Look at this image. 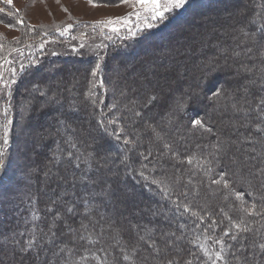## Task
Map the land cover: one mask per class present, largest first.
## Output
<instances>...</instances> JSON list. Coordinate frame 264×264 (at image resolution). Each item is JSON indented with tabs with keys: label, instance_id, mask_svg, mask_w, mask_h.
<instances>
[{
	"label": "trees",
	"instance_id": "trees-1",
	"mask_svg": "<svg viewBox=\"0 0 264 264\" xmlns=\"http://www.w3.org/2000/svg\"><path fill=\"white\" fill-rule=\"evenodd\" d=\"M246 1H251L249 7H243L240 4L241 0H190L176 15L161 22L154 29L144 30L143 33L135 37L131 36L129 39L125 37L121 39V43L117 41V38L106 42L105 57L101 65L104 67V70L102 69L103 72H106L107 69H110L111 72L114 71L112 63L110 62V65L107 63L108 61L115 60L114 58H116V56L114 54V49H119L120 53H124V56L129 58V62H138L142 65L148 63L152 58H155L160 62L157 67H161L165 64L167 65L168 63L173 64L177 62V60H183L185 58L186 51L183 50V52H180V45L182 44L179 43H181L182 40L187 41V44L184 43V45H187V50L189 51L190 49L193 50L192 48L194 45L201 44L200 42L202 39H204L205 44H207L209 42L208 40H210V36L213 38L219 36L221 38L219 45L229 46L232 48V52H235L232 56L231 54L228 56H212L211 59H209L210 62L206 64H199L197 61L194 62L195 58L190 55L188 56V60L192 62L193 66L191 65L188 69V79L185 78L189 81L185 86L186 88H182L181 92H179L180 88H178L176 92L167 94V103H163L153 110V113L156 114L154 117L155 121H161L160 123L164 124V126L160 124L162 135L158 138L160 140H158L159 142L154 141V148H149L147 143L137 142L139 130L142 128L144 122L138 119L137 116H134L133 111H129V109H133L134 111L142 112L145 108L141 107V105L145 97L152 93L151 91H143L140 87L141 90L138 89L136 93L131 92L129 94L125 91L124 95L116 97V103H113L110 100L106 102L104 100L101 101L99 90L92 86L93 83L96 85L98 76L94 77L90 82L87 77L81 76V80L83 78V83L79 86L77 92H79V94L82 93V95L76 97L69 91H62L61 86L63 84H56V76L61 77L67 71L64 63L67 64L71 60L78 59L81 63L80 59L85 58L84 60L86 62L82 59L84 65L77 64L78 66H82L87 72L97 61L94 55L77 57L76 54L74 55L68 52L62 60L65 62H62L63 64H61L59 68L53 65L54 56L42 57V61H38V64L32 65L27 69L25 68L23 73L26 74H23L21 78L24 79L27 76L35 77L39 75L42 77L41 82L36 83L33 78L28 79L27 77V82L23 84V87H21V84L18 86L19 89L29 88L32 94L36 93L34 88H39L46 92L45 96H49L50 91L47 88L54 89L56 92L60 91L54 95L55 98L51 97L49 101H53L48 103V106L42 104L45 96L40 95L41 98H37L32 104L33 107L31 111L29 110V113L26 111L24 119L22 118V122H26L27 126H35L37 124L36 117L39 116L40 119L41 117L43 118L45 116L43 112L48 110L47 107H57V99H59L62 104H70V102H73L76 108L73 110V118H75V115L77 117L81 112L85 120L87 119L86 122L88 124L96 127L101 125L104 129L100 134L104 136L105 142L99 141L93 143L91 141L90 146H93V149L103 150L106 149L107 146H111L116 152L120 154L126 153L128 155L126 161L129 163V166L132 167V170L130 169L131 175L126 176V178L129 176V178L125 179L124 183L120 182L118 178L115 179L111 185L112 195L110 197L108 196V198L114 196L115 200L111 203L106 201L110 203L111 209H119V211H121L122 216L119 219L121 226L127 227L130 223L135 224L133 218H136V223L140 225L148 224L147 221L150 219L144 213L145 210L138 211L135 209V205L139 203L142 205L143 209H146L149 206V200L145 198L133 199L128 192L127 187H129V185L133 187L136 186V181L132 177L133 171L136 177H141L142 179H140L143 183L142 189L140 188L141 196H148L151 191L150 188H152V191L157 195L155 198H161L163 202L167 201L168 198H175V207L181 209V211H179L180 213H178L177 209L168 202V207L170 208L168 212L159 213L157 217L160 216L161 220H165L171 219L174 216H180V222L186 224L185 228H181L180 233L186 235V240L189 238V234H191L190 236H196V238L202 237L204 240V238H206L205 235H207L204 231L205 229L211 236H217V234L221 235L220 243H216L218 249H213V247L211 251H208L209 256L206 258L205 254L198 250L200 241H191V243L190 241H185L188 242L189 245L187 253H181V250H177V253H174L173 248L168 251L165 246L166 239H176V236L165 235L173 233H171L167 227L163 226V222L160 223L161 228L156 226H152L151 228L154 229L155 227V236L153 240L155 241V245L160 247L158 250L165 249L167 252L165 251L166 253L163 252L160 255H156L153 253L154 251L147 246V243L139 241L136 252L131 253V258L127 261L121 258V254L115 247L108 244L106 239L97 238V232L101 233V227L97 229L99 220H96L94 223L96 225L95 228L91 230L88 229V231H81V234L85 237L83 240L76 238L74 235L69 237V235L65 236L64 234H56L57 236L55 235L51 238L48 233V225L50 224V220L48 219L52 217L54 213H49L47 208L56 197H52L51 199L43 195L42 191L44 190V186L42 187L38 178V171L41 170L40 158H35L32 163L27 165L26 159L28 158V154L31 156L32 153L36 151V148L40 147H44L47 150L50 149V147L55 148V154L60 158L57 163L68 161L70 164L72 160L74 162L72 171L75 174H81L86 164H88V167L95 168L100 159L93 154L91 148L83 146L88 139V134H91L84 129V126H80L82 131L75 137L72 136V131L67 128L69 126L66 124L64 125V133H66V135L69 134L70 141L76 144V148H72V150L69 149L68 144L63 142L58 135L53 134L51 131L52 128L48 127L47 129H42L39 126H35V131L28 132L24 137L22 131L20 132L19 136L22 139L21 141L32 139V142L26 148L25 152L19 153L18 157L15 158L16 164L14 159H8L7 157L5 163L8 164L3 169L4 172H2V176L0 177V249L3 245L6 246L5 253L0 256V264H22L23 259L29 260L30 262L35 261L38 255H46L50 249L57 248L62 242L63 247L65 242L70 243V249L68 248L69 250L61 251L58 252V255H54V259L60 258L56 260L54 264H159L158 259H162V257L165 258V256H168L170 253L176 255L181 253L182 256H184L182 264H184L186 260H191L192 264H217V262L218 264H258L257 259L259 256L264 257V245L260 246V244H257L259 240L264 238V199H261V197H264V167L260 165L258 167L260 168L259 170H252L245 163L251 160L250 155L253 151L255 152V146L259 147V160L260 158L263 159L264 148L259 146L261 144V139L259 138L256 144L252 143L251 146L247 147L239 139L234 137L238 135L236 133H239V131L240 134L244 133L245 130L254 131L255 128H249L250 126L253 127V122H251V120L248 118L246 119L247 127L244 126L245 129L236 128L234 130L236 132H230L229 126H222L219 122V117L222 116V112H218L220 109L229 112L234 108L237 110V116H242L239 113L256 106L255 100L258 99L260 94L264 93V84L261 85V83L239 92L237 91L238 89L235 83L230 84L231 82H225L223 84L221 81V76L226 74V72L224 73L226 64L231 58H234L233 60H239L241 64H243L242 61L245 62L244 65L252 62L254 65L261 66V58H257L260 45H258L254 38L246 37L244 33H250L258 26L259 28H264V0L257 3L254 2V0ZM223 5H226L227 8L230 7L233 13L225 15V8L222 7ZM192 9L198 10L197 14H200H198V16L190 15L189 12ZM254 15L258 16V21L253 23L247 21V24L243 25L242 22H244V19L250 20ZM191 18H194V20ZM179 20H181L179 24L171 27ZM211 20L215 21L219 27L224 30L216 34L214 29H212V31L207 29L206 26L202 27V23L211 22ZM208 30H210V34L206 35ZM55 33L56 32H51V34L57 35L58 38H69L68 35ZM171 33L172 35L167 38ZM78 35L79 33L76 34V36ZM118 36H120L119 33L116 34V37ZM148 36H153L149 38V42L146 44L141 42L142 39ZM137 41L141 43L136 44ZM160 46H162V48L159 50L155 49ZM210 47L212 48L213 45ZM173 53L179 54L177 57L173 58L171 56ZM205 53L207 52L203 54ZM57 57L59 58L61 56L58 55ZM47 66L51 69L53 68V72H44L42 75L38 73ZM35 70L39 71L35 72ZM136 70L140 71V75L135 77V80L139 82L144 79L146 73L142 67L139 69L137 66ZM197 71L204 72L205 76H196ZM155 75H157L155 79L153 81L149 80V83L158 87L159 92H162V88H165V86L169 84L165 80L167 77L170 79L172 78L173 84L176 83V85L185 81L184 78L180 80L177 75L174 74L173 76L171 72L164 73V71H160L159 68L155 72ZM165 76L167 77L165 78ZM142 77L143 79H138ZM205 80L210 81L207 87L197 86L198 84H202ZM139 83L142 84V81ZM221 85H224V94L218 99L215 98L216 101H212L214 98L209 97L212 96V92L215 90L213 86L219 87ZM117 86L120 89V84H116L112 86V88L115 89ZM89 90H91V96L86 95ZM118 92L120 91L118 90ZM203 92H206V96L202 95ZM162 95H164L163 92ZM241 97H243L242 102L240 100ZM178 100H183L186 105L183 111H175L176 102ZM108 102L112 104L111 111L106 110ZM203 102H205V104L202 105ZM213 102L215 103L217 112H215V108L208 107V105L213 104ZM114 105L115 107H113ZM80 106L87 107L88 112L87 110L83 111V108L81 109ZM184 112H188V115L185 117ZM116 115L120 116L119 119L121 121L128 123L127 125L125 124V126L126 128H130L131 136H129L128 139L130 143L126 144L121 140L125 135L111 128L113 125L110 127L111 131L104 128V123L109 122ZM126 115L130 117L126 118ZM193 119H202L205 128L201 129L194 127L191 123ZM22 122L20 123L19 121V126H21ZM207 128H211L212 131H206ZM49 134L52 135L48 136L50 138H44V136ZM117 134H119V136ZM133 139L135 141H133ZM164 144H168L169 147L165 148ZM139 150L142 152L139 153ZM66 151L73 152L75 156H80L81 161L84 162L81 163V161L75 160V156L71 158V160L66 156L63 157V153H66ZM89 153L92 154L91 157L88 156ZM234 156L235 158H233ZM52 158L53 156L47 157L50 161ZM114 160L119 161V163L123 162L119 159ZM76 163H81L79 169L75 167ZM257 164H259V162ZM64 168L65 167H60L58 169L61 178L67 182V187H64L63 192L66 191L71 193V196L74 198H77L82 192H87V195H96V192L101 189V186H103L106 181L107 175L105 173L96 174L90 172L87 177L98 180L99 183L92 184L87 180H80L78 182L77 180H72L71 183H68L69 181L66 180L67 176L65 175V170H63ZM208 169H211V171H207ZM141 173L143 175H141ZM220 173L225 174L223 179L229 182L232 190L243 193L244 199H237L234 194H229V190L223 189L222 184L215 185L211 183L212 179H221ZM16 175L23 176L22 179L24 180L16 179ZM57 181L56 179L55 182L58 183ZM152 181H156V183L154 184ZM156 187L166 194L165 197L167 200H164V195L160 194V191H158ZM117 192H123V195L118 197V194L113 195ZM249 193L252 195H249ZM226 195L228 197L227 199H225ZM206 198L211 204L204 203ZM249 201L255 204V208H253L254 210L251 213H248L244 209L245 207L251 208L248 207ZM57 207L61 206L57 205ZM185 207L189 210L186 211L187 214L184 216ZM218 207H221L225 213L229 215L227 216L230 220ZM88 208L90 209L91 216L95 209ZM78 212V209H76L77 215L79 214ZM193 213H196V215L194 216ZM79 215L83 218L86 217L85 212ZM69 220L71 223L66 220L67 225L74 227L75 221H73V219ZM213 221L216 223L213 224ZM197 224H199L200 227H196ZM64 225L65 222L60 221L58 222V227L54 230L61 233L62 229L65 227ZM209 225L212 226L209 227ZM224 227H227V231H223ZM107 230L108 229H106V231ZM224 232H227L228 235H234L235 237H229L230 239H227L225 238L226 236L223 235ZM239 237L242 241H237ZM234 238H236V241ZM145 239L147 242L149 241L147 236ZM29 240H31L36 247H34L30 253H22L20 251L21 245L27 247ZM48 241L49 243L47 244ZM136 241V235H125L124 238L121 239V244L125 242L131 244ZM176 242L178 243L180 241L176 239ZM192 251H194V255L190 254ZM215 251L216 253H220L222 258L216 259V262H213V254H216ZM48 260H44L41 264H53L51 262L52 260ZM35 264H38V262H35Z\"/></svg>",
	"mask_w": 264,
	"mask_h": 264
},
{
	"label": "rangeland",
	"instance_id": "rangeland-1",
	"mask_svg": "<svg viewBox=\"0 0 264 264\" xmlns=\"http://www.w3.org/2000/svg\"><path fill=\"white\" fill-rule=\"evenodd\" d=\"M190 0H188L189 2ZM261 0H254V2H260ZM97 6L92 7L91 5L88 4L87 0H60L59 3L56 2V0H12L11 4H7L6 0H0V43L4 44V48L0 50V72L3 73V82L4 84H9L11 80L14 78L16 80L15 84H12L11 87H4L0 85V124H3L5 122V115L3 114V107L5 105H11L9 112H8V117L13 120V125L10 127V139H9V144L5 146V156H4V165L3 167H0V177L2 176V172H4L5 166L8 164L5 163L7 157L8 159L12 158L14 159L18 157L19 153L25 152L26 148L30 145L32 142V139L29 140H23L20 138V132L22 131L23 137L31 131H35V126H39L40 128H52L51 131L53 134L58 135L60 139L63 140V142H66L68 144L69 149L72 150V148L69 146L68 141H70L69 134L66 135L64 133V125L66 124L67 128H69L70 131H72V136H77L79 135L80 131H82L80 128L85 127L84 129L89 131L91 134H88L87 136V141L83 145L84 147L91 148L93 151V154L96 155L100 161H98V165L95 168H91L90 166L88 167L86 164L85 168L83 167L81 174H75L73 173V164L74 162L71 160L70 164L68 161H62V162H53V158L50 160L47 159L48 156H54L56 153L55 148L50 147V149H45L44 147L36 148V151L32 153L30 156L28 154V158L26 159L27 165L29 163H32L35 158H40V163H41V170L38 171V178L42 184V187L44 186V190L42 191L43 195L46 197H49L52 199V197H56L60 195L61 192H63L64 187L66 186V181H64L63 178H61V174H59V168L60 167H65L63 170H65V175L66 180L69 181L68 183H71L73 180V177H87L90 172H94L96 174L98 173H105L106 176V181L103 184V187L107 188L109 185H112L115 179H119L120 182L124 183V180L129 178L131 175L132 167L129 166V163L126 161L128 155L125 154H120L119 152H116L111 146H107L106 149L103 150H97L93 149L90 146V142L92 141L93 143L96 142H105L104 136L100 134L101 131H103V127L101 125L99 126H91L88 124L83 117V115L78 114L74 116L73 118V110H75V106L73 102H70V104H62L59 99L56 103H58L57 107L49 108L47 107V111H44L43 114L45 116L41 119L39 116L36 117V125L32 126H27L26 122H22V118L24 119V115L26 114V111L29 113V110L31 111L33 107V103L39 99L40 92L36 91L35 94L30 93V89L28 88H21L19 89L18 86L21 84V87H23V84L27 82V77L33 78V80L38 83L41 82V76H27L24 79H21L23 77V72L25 68H30L32 65L38 64V61H42V57L45 56H54V64L56 65L54 67L59 68L61 67V64H63L62 61L63 58L65 57V54L72 53L76 54L77 57H85L86 55H94L97 58V61L99 59L100 64L102 65V60L105 57V44L109 40L112 39H118L120 43L122 42L121 39H129V37L137 36L140 33H143L144 30H149V29H154L157 25H159L161 22L166 21L167 19L171 18L172 16L176 15L180 10H176L172 13L166 14V19L163 21L157 19V20H151L150 19V14L143 12L142 9L137 7H132V3H122L121 0H95ZM243 7H249L251 4V1H246V0H241L240 3ZM225 9V15H228L232 10H230V7L227 8L226 5H223ZM242 7V8H243ZM67 8L68 11L65 12L62 9ZM140 11L141 15L138 17L136 15V12ZM11 13V15H9ZM258 16L254 15V17L250 20H245L243 25L247 24V21L250 23L258 21ZM112 20L111 24H106L104 21L106 20ZM249 19V18H248ZM17 21H22L21 23H17ZM152 24V27H147V24ZM215 23V24H213ZM11 25V27H9ZM68 25H71V27L68 28L67 32H64L62 35H68V39H63V38H58L57 35L51 34V32H56L58 34H61L63 29L67 27ZM202 27L206 26L207 29H214L215 33H221L223 28H220L219 25L215 22H205L204 24H201ZM200 26V25H199ZM31 29V30H29ZM115 29V31H113ZM210 30L207 31V34H210ZM213 31V30H212ZM135 32L136 35H132L131 33ZM225 32V31H224ZM55 33V34H56ZM76 36V34H78ZM119 33L120 36L116 37V34ZM254 34V39L260 45V50L257 52L258 56L257 58H261V66L254 65L252 62L250 64H245V62L242 61L243 64L240 63L239 60H233L234 58H231L227 64H226V69L224 70V73L221 76V81L224 84L225 82H231L230 84H236L237 85V91H244L248 87H252L253 85H258L261 83V85L264 84V28H259L256 27L252 32L249 33L248 37L253 38ZM263 34V35H262ZM50 35V36H49ZM205 35V34H204ZM219 37V36H218ZM213 38L210 36V40L207 44H205L204 39L200 42L201 44L194 45L192 48L193 50H187V41L182 40L180 45V52L186 51V56L183 60H177V62L170 64L168 63L167 65H163L161 67H157L160 62L159 60L152 58L151 60L148 61V63L142 65L139 64L138 62H129L128 57L124 55H118L115 60L108 61L107 63L110 65V62L113 65L114 71L111 72L110 69H107L106 72H103V68L101 66V69L98 73L97 81H96V86L95 88L99 90L101 94V101L104 100L105 102L107 100L112 101L113 103H116V97L118 96H123L121 93H131L134 92L136 93L138 89L142 88L144 90H148L153 92H156L159 94L160 99L155 102L154 104L150 105L148 108H145L142 110L141 115L138 117V119L143 120L142 128H140V132L137 136V142L141 143H147L149 148H154V141L159 142L160 140L157 138V136L153 133L152 129H156V132L159 133V138L162 135L161 131V125L164 126V124L155 121V116L156 114L153 113V110L155 108H158L161 106L163 103H167V94H170L172 92H176L178 88L179 92L182 91V88L185 89L186 84L189 82L186 79L189 77L188 75V69L192 64L191 61L188 60V56H193L194 62H199V64H206L207 62H210L209 59H211L212 56L215 55H223V56H228L231 54V56L235 53L232 52L231 47H227L226 45H219L221 42V38L219 37ZM207 38V37H206ZM213 38V39H212ZM212 39V40H211ZM224 39V38H223ZM222 39V40H223ZM213 47L211 48L210 46ZM156 45V44H155ZM167 50V49H166ZM165 50V51H166ZM148 52V51H147ZM204 52H207L203 54ZM179 54V53H178ZM178 54H171L173 58L177 57ZM61 57H57V56ZM102 57V59H100ZM187 57V58H186ZM84 62H86L82 58ZM78 60H71L67 64L64 63V66L66 68L65 74H63L61 77L56 76V84L58 85L63 84L61 86L62 91H69L70 93L73 94V96H79L82 95V93L79 94L77 92L79 90V86L82 85L83 83V78L81 80V76L87 77L88 81L90 82L94 77L90 75L91 69L86 72L82 66H78L77 63L83 64ZM96 61V62H97ZM126 61V62H125ZM176 61V60H175ZM95 62V63H96ZM106 63V64H107ZM120 63V64H119ZM124 63V64H123ZM126 63V64H125ZM196 64V63H195ZM21 65H24L23 68H21ZM84 65V64H83ZM95 64H93L94 66ZM138 66L139 69L145 70L144 72L146 75L142 78H138L139 80L142 81V84L139 83L141 81H136L135 77L140 75V71L136 70V67ZM92 66V67H93ZM160 69V71H164V73H173L177 75V77L182 80L184 78L185 81L182 83H179L176 85L173 84L172 78H168L165 76V80L167 83L165 88H162V92L165 95H162V92L158 91V87L153 86L149 83L150 81H153L155 79V72ZM195 68V66H194ZM14 69L16 71V76L12 77L11 71ZM103 69V70H102ZM53 68H49V66L44 67L40 73L41 75L46 73H51L53 72ZM102 70V71H101ZM106 70V69H105ZM151 72V73H150ZM21 73V74H20ZM150 73V74H149ZM196 73V72H195ZM26 74V73H25ZM24 74V75H25ZM150 75V76H149ZM142 76V75H141ZM196 76H201L204 77V72H198L196 73ZM186 78V79H185ZM202 79V78H201ZM174 80V79H173ZM145 83H144V82ZM164 81V80H163ZM80 82V83H79ZM113 84H111V83ZM115 83V84H114ZM149 83V85H148ZM152 83V82H151ZM116 84H120V89L118 86L113 89L112 86H115ZM153 84V83H152ZM166 84V83H164ZM173 84V85H172ZM182 84V85H181ZM175 85V86H174ZM223 89H224V85ZM98 87V88H97ZM140 87V88H139ZM93 88V89H95ZM49 92V96H45L43 100V105L48 106V103H51L49 101L52 98H55L54 95L56 92L54 89L47 88ZM118 90L120 92H118ZM141 90V89H140ZM233 91V89H232ZM236 91V90H235ZM177 94V93H176ZM167 95V96H166ZM203 96H206V92L202 93ZM243 97H241V102H242ZM264 99V93L260 94L258 96V99L255 100V105L254 107L241 112L242 116H237V113L234 108L231 109L229 112H225L224 110L220 109L218 112H222V116L219 117V122L221 123L222 126H229V131L230 132H236L234 131L236 128L237 129H245L247 127L246 125V119L248 118L253 122V127H249L251 129L255 128L254 131H246L244 133L240 134L237 132L235 138L239 139L245 146L249 147L251 146L252 143L256 144L257 139H261L260 141V147L264 148V104L261 103V100ZM216 101L215 98L212 99V101ZM21 101V102H20ZM56 101V100H55ZM68 102V101H67ZM69 103V102H68ZM26 104V105H25ZM107 109L108 111H111L112 109V104L110 102L107 103ZM205 104V102L202 103V105ZM53 105V104H52ZM166 105V104H165ZM215 108V103L208 105V107ZM22 107H24L26 110L22 113ZM81 109L87 110V107H82L80 106ZM52 109V110H51ZM20 110V111H19ZM88 112V110H87ZM249 112V113H248ZM113 113V112H112ZM111 114V113H110ZM188 115V112H184V117ZM127 116V117H126ZM124 117L128 118L130 116L126 115ZM112 117V116H111ZM119 115H116L114 118H112L113 123L106 122L104 123V128H107L108 130L111 131V128L116 130V132L121 133L122 135H125L123 139H121L123 142L125 140L129 139L130 134V128H126L125 124L127 125L128 123H125V121H121L119 119ZM125 118V119H126ZM244 120V121H243ZM19 121L20 123L22 122L21 126H19ZM60 121H63V124L60 123ZM72 122V123H71ZM71 123V124H70ZM103 123V122H102ZM161 124V125H160ZM71 125V126H70ZM88 125V126H87ZM113 125V127H111ZM63 126V127H62ZM107 126V127H106ZM245 126V127H244ZM111 127V128H110ZM21 129V130H20ZM50 133V132H49ZM152 133V134H151ZM51 134V133H50ZM46 135L44 138H50L48 136L52 135ZM84 134V133H83ZM82 134V135H83ZM142 138V140H141ZM75 140V139H74ZM140 140V141H139ZM159 140V141H158ZM263 140V141H262ZM133 141H135L133 139ZM250 141V142H249ZM248 143V144H247ZM49 144V143H48ZM134 144V143H133ZM165 145V144H164ZM248 150V149H247ZM252 150V149H251ZM250 151V150H248ZM253 151V150H252ZM142 151L139 150V153ZM259 147L255 146V152L250 155L251 160L247 163H245L250 169L254 170H259L258 168L260 165H263L264 167V158H260L259 160ZM67 151L66 153H63V157H67ZM56 155V154H55ZM144 157V156H143ZM68 158V157H67ZM235 158V156L233 157ZM114 159H119L120 161H123L119 163V161L114 160ZM125 160V161H124ZM259 162V164H257ZM17 162H15L16 164ZM14 164V163H12ZM11 164V165H12ZM257 164V165H256ZM75 170V169H74ZM243 172V171H242ZM47 174V175H46ZM129 175L127 178L126 176ZM132 177L136 181V186H130L128 188V192L131 194V197L133 199H139V198H145L146 200H149V206L146 209L142 208V205L139 203L135 205V209L138 211H143L145 210V214L150 218L147 222L150 228L152 226H156L161 228L160 223L163 224L164 227H167L171 233H174V237H181L178 241L176 242L175 238H167L165 246L167 247L168 251L171 250V248L174 249V253L178 250H181L182 252L187 253L189 249L188 242L185 241H200L198 250L199 252L202 251L205 254V257L207 258L209 256L208 251H211L212 248L215 249L218 246L216 244V240L218 239L220 241L221 235L217 234V236H211L210 234L207 233L206 229L204 230L207 235L204 240L201 238H196V236H190L186 240V235L180 233L181 228H185L186 224H182L180 222V216H174L171 219H160V216L157 217V214L159 213H167L168 210L170 209L168 207V202L173 205V207L176 206L175 203V198H167L165 197V193L157 188L158 191H160V194L164 195L163 198L164 200H167L163 202L161 198H155L157 195L155 194L154 191H152V188H150V193L148 196H141L140 193V188L142 189L143 183L141 177L138 178L134 175L132 171ZM143 177V176H142ZM23 176L16 175V179H22ZM144 178V177H143ZM261 178V177H259ZM258 178V179H259ZM263 178V177H262ZM56 179L58 180L56 183ZM131 179V178H130ZM141 179V180H140ZM80 180H77V182ZM155 184V183H154ZM153 185V184H152ZM233 185V184H232ZM231 187V185H230ZM15 188V187H14ZM101 189H99L96 192V195H87V192H82L77 198L72 197L71 193L67 197H64L65 200H70L73 202L76 206V209H78V213H83L85 212V205L84 202L87 201L89 202L88 207L95 209L94 212L92 213L91 216H86L83 218L79 214H65L66 215V220L70 222L69 219H73L75 221L74 227L75 229H78L80 227L81 223L89 224L88 229H92V225L96 222V220H99V224H97V229L100 228L102 225L104 226V232L108 234H100L97 232V238L98 239H106L107 243L112 245L113 241L111 239V235L113 233L111 230L107 228V225L105 221H112L116 226H121L119 219L121 218V211L119 209H111L110 203L115 200L114 196L111 198H108V196L100 195ZM238 192V191H235ZM241 194V199H244L243 193L239 192ZM118 194V195H117ZM113 195L121 196L123 195V192H117ZM235 196V195H234ZM116 197V198H117ZM153 198V199H151ZM107 199V200H106ZM106 201H109L110 203H107ZM95 202V206H94ZM218 202V201H217ZM204 203L211 204V202H208V199L206 198V201ZM248 207H251L253 204L249 201L248 202ZM218 204V203H217ZM104 208V210H103ZM221 210L225 216L228 214L225 213V211L221 208ZM177 212L180 213L181 211L180 208H176ZM249 209V208H244ZM254 209L251 208V211H247L248 213H251ZM134 211V210H133ZM136 211V210H135ZM163 211V212H162ZM185 211V210H184ZM155 213V215H153ZM184 216L187 214V212H184ZM229 216V215H228ZM227 218L229 219V217ZM103 217V219H101ZM159 218V219H158ZM184 218V217H182ZM50 220L51 223V217L48 219ZM89 220H91V223H89ZM230 220V219H229ZM133 221L135 224L136 223V218H133ZM211 221V220H210ZM184 226V227H183ZM106 229H108L106 231ZM155 229V227H154ZM154 229L152 232V239L147 242V246L149 244H152L153 242V237L155 236L154 234ZM157 230V229H156ZM198 230V228H197ZM227 231V227L223 228V231ZM57 235L64 234L65 236L69 235V237H72V233L68 231V228H63L61 233L58 232L57 230H54ZM84 231L83 229H80V232ZM102 231V229H101ZM222 231V232H223ZM221 232V233H222ZM140 235H145L143 232L139 233ZM56 235V236H57ZM228 236V237H227ZM225 238H232L235 237L234 235H227ZM51 238L53 236L50 235ZM241 237V236H240ZM238 238L237 241H242L241 238ZM137 241H138V236H136ZM217 238V239H216ZM229 238V239H230ZM184 240V241H181ZM213 240V241H212ZM236 241V238L234 239ZM175 241V243H173ZM202 241V242H201ZM212 241V242H211ZM49 241L47 242V244ZM63 243V242H62ZM60 244L57 248L50 249L49 252L46 255H38L35 258V261L30 262L29 260L23 259L22 264H35V262H38V264H41L44 262V260L50 259V261L54 264L56 263V260L60 259L55 258L54 255H58V252L61 251H67L70 249L69 244L65 242L64 247L62 246L63 244ZM67 244V245H66ZM257 244H260V246L264 245V238L262 240H259ZM2 246V245H1ZM69 248V249H68ZM158 245H153L151 249L154 251L153 253L156 255H160L161 253L165 252L166 250H158ZM263 248V247H260ZM218 249V248H217ZM6 246H2L0 249V256L5 253ZM157 250V251H156ZM167 252V251H166ZM165 252V253H166ZM174 253H170L168 256H165V258L162 257V259H158L159 264H182V259L184 260V256L180 253L179 255H176ZM177 253V252H176ZM194 253V251L190 252ZM216 253V251H215ZM108 254V253H107ZM157 257V256H156ZM214 261L216 262V256L213 254ZM34 259V258H33ZM258 264H264V257L259 256ZM49 261V260H48ZM48 263V262H47ZM218 264V262H217ZM221 264V263H220Z\"/></svg>",
	"mask_w": 264,
	"mask_h": 264
},
{
	"label": "snow or ice",
	"instance_id": "snow-or-ice-1",
	"mask_svg": "<svg viewBox=\"0 0 264 264\" xmlns=\"http://www.w3.org/2000/svg\"><path fill=\"white\" fill-rule=\"evenodd\" d=\"M57 3L60 2V0H56ZM88 4L91 5L92 7H96L97 4L95 2V0H87ZM122 3H132V7H137V5L139 6L140 9L143 10V12L149 13L150 14V19L151 20H161L163 21L164 19H166V14L168 13H172L176 10H180L183 9L187 3L188 0H121ZM7 4H11L12 0H6ZM63 11L67 12L68 9L67 8H63ZM9 15H11V13H9ZM136 15L139 17L141 15L140 11L136 12ZM22 21H17V23H21ZM104 23L106 24H111L112 20H106L104 21ZM152 24H147V27H152ZM9 27H11V25H9ZM71 27V25H68L67 27H65L63 29V31L61 32V34H63L64 32H67L68 28ZM31 30V29H29ZM113 31H115V29H113ZM132 35H136L135 32L131 33ZM244 35L247 37L249 35V33L245 32ZM253 38H254V34H253ZM4 48V44L0 43V50H2ZM102 59V57L100 58ZM2 67V66H0ZM24 65H21V68H23ZM101 69V64L98 61L95 63V65L92 67L90 75L92 77H96L99 73ZM12 77L16 76V71L14 69L10 70ZM16 80L13 78L11 80V82L9 84H4L3 82V73L0 72V85L4 86V87H11L12 84H15ZM210 81L209 80H205L202 82V84H198V87H207L209 85ZM93 87H95V83H93L92 85ZM215 90L212 92V96L209 98H220L223 94H224V89L223 86H219V87H215ZM34 91H38L40 92L41 96H45L46 92L42 91L39 88H34ZM122 95H124V93H121ZM87 96H91V90H89V92L86 94ZM160 99L159 94L156 92H153L149 95H147L145 97V100L143 102V104L141 105V107L143 108H148L150 105L154 104L155 102H157ZM261 103L264 104V99L261 100ZM185 103L183 102V100H178L176 102V106H175V111L179 112V111H183L185 108ZM11 105H5L2 109L3 114L5 115V122L3 124H0V167H3L4 165V156H5V146H7L9 144V139H10V127L13 125V120L11 118L8 117V112L10 109ZM115 107V105L113 106ZM26 109L22 107V113L25 111ZM129 111H133V115L139 117L141 115L140 111H134L133 109H129ZM171 115V114H170ZM61 124H63V121H60ZM109 123H113V121H109ZM192 125L196 128H205V124L203 122L202 119H193L191 121ZM153 133L157 136V138H159V133L156 132V129H152ZM206 131L211 132V128H207ZM119 136V134H117ZM69 146L71 148H76V144L68 141ZM124 143H130V141L125 140ZM165 148H168L169 145L165 144L164 145ZM83 155V154H81ZM91 153L88 154L89 157H91ZM75 156V154L73 152H68L67 153V157L71 160V158H73ZM59 157L56 156L54 154L53 156V162H58L59 161ZM75 160L77 161H81V157L80 156H75ZM84 161H81V163H83ZM191 162V161H189ZM81 163H76L75 167L77 169L80 168ZM207 171H211V169H208ZM47 175V174H46ZM141 175H143L141 173ZM221 176V179H212L211 183L215 184V185H221L223 186V189L229 190V194H234L235 197L237 199H241V194L239 192H235L234 190L231 189L230 184L227 180L223 179V177L225 176L224 173H220L219 174ZM73 180H87L89 182H91L92 184H97L99 183L98 180H93L89 177H73ZM152 183H156V181H152ZM100 195H104V196H111L112 195V191H111V185H109L107 188L101 186V191L99 193ZM70 194L66 191L61 192L60 195L56 196L55 199H53L51 201V204L48 206L47 211L49 213H54L51 217V223L48 225V233L51 236H55L57 233L54 231V229H56L58 227V222L60 221H64L65 222V227L68 228V231L70 233H72L76 238L78 239H85L84 235L81 234L80 229H83L84 231H88L89 228V224H85V223H81L80 227L78 229L72 228L71 226L67 225L66 223V215L65 214H76V206L73 202H71L70 200H65L64 197L69 196ZM249 195H252L251 193H249ZM227 195L225 196V199H227ZM261 199H264V197H261ZM57 205H60L61 207H57ZM251 208H255V204H253L251 206ZM251 208L246 209V211H251ZM185 211H188L189 209L187 207H185L184 209ZM85 215L86 216H90V209L88 208V202L85 201ZM153 215H155V213H153ZM193 215L195 216L196 213H193ZM101 219H103V217H101ZM89 223H91V220H89ZM107 228L109 230H111V232L113 233V235L111 236V239L113 241V244L111 245L112 247H115L117 249V251L121 254V258L124 261H127L131 258V253L136 252L139 241H144L145 243H147V240L145 239V237L147 236L148 240L152 239V232L153 229L150 228L148 225H140V224H129L127 227L124 226H116L114 224V222L112 221H105ZM216 222L213 221V224H215ZM95 224L92 225L93 228H95ZM212 225H209V227H211ZM196 227H200L199 224L196 225ZM101 233L100 234H106L104 232V226H101ZM143 232L145 235H140L139 233ZM136 235L138 236V241H136L135 243H127L125 242L124 244H121V239L124 238L125 235ZM165 235H174L173 234H165ZM223 235L227 236L228 233L224 232ZM181 237H176L177 240H179ZM235 239V238H234ZM216 243H220L219 240L215 241ZM173 243H175V241H173ZM191 243V241H190ZM155 244V241L153 240L152 244H149L148 247L151 248L153 245ZM36 247L35 244H33V242L31 240L28 241V245L27 247L21 245L20 251L22 253H30L31 250ZM191 255H194V253H190ZM216 259H221V254L220 253H216L215 254ZM38 259V256H37ZM184 264H192L191 260H186L184 261Z\"/></svg>",
	"mask_w": 264,
	"mask_h": 264
},
{
	"label": "bare ground",
	"instance_id": "bare-ground-1",
	"mask_svg": "<svg viewBox=\"0 0 264 264\" xmlns=\"http://www.w3.org/2000/svg\"><path fill=\"white\" fill-rule=\"evenodd\" d=\"M219 3H221V2H219ZM197 12H198V10H190V12H189V14L190 15H192V16H194V15H196V16H198V14H200V13H198L197 14ZM188 14V15H189ZM191 17V16H190ZM189 17V18H190ZM191 19H193L194 20V18H191ZM181 20H179V21H177V22H175L171 27H174L176 24H179V22H180ZM172 35V33L169 35V36H167V38L168 37H170ZM153 36H151V37H146V38H144V39H142L141 40V42H144L145 44L147 43V42H149V38H152ZM159 38H160V36H159ZM141 42H136V44H139V43H141ZM160 48H162V46H160V47H158V48H155L156 50H159ZM115 50V56L117 57L118 55H124V53H120V51H119V49H114ZM39 70H35V72H38Z\"/></svg>",
	"mask_w": 264,
	"mask_h": 264
}]
</instances>
